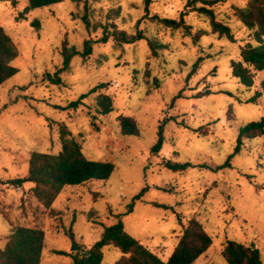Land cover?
Returning a JSON list of instances; mask_svg holds the SVG:
<instances>
[{
    "label": "rangeland",
    "instance_id": "rangeland-1",
    "mask_svg": "<svg viewBox=\"0 0 264 264\" xmlns=\"http://www.w3.org/2000/svg\"><path fill=\"white\" fill-rule=\"evenodd\" d=\"M210 1L205 7L230 27L234 41L214 33L209 18L187 0H152L147 11L144 0H63L23 18L26 0L15 6L0 0V26L18 50L11 61L17 72L0 85V180L26 176L32 152L57 154L62 127L87 159L114 164L105 181L64 186L50 207L34 196L33 183L1 185L0 249L12 227L39 228L40 264H69L71 257L55 252L75 253L74 243L87 251L121 216L128 234L167 260L195 218L212 244L193 264H227L221 252L229 239L256 247L264 263V135L243 138L234 151L240 128L264 116V93L255 97L264 71H253L246 87L230 67L242 46L256 44L235 15L250 0ZM202 5L196 1L195 7ZM181 14L189 34L159 22ZM115 30L141 31L162 46L154 55L145 38L118 43ZM85 40H92L90 55L73 57L62 82L51 83L46 75L61 67L63 43L82 50ZM101 83L78 108H67ZM99 93L113 101L106 115L97 113ZM120 115L135 119L138 135L121 133ZM167 160L189 166L172 170ZM120 257L117 247L106 246L101 264Z\"/></svg>",
    "mask_w": 264,
    "mask_h": 264
},
{
    "label": "trees",
    "instance_id": "trees-1",
    "mask_svg": "<svg viewBox=\"0 0 264 264\" xmlns=\"http://www.w3.org/2000/svg\"><path fill=\"white\" fill-rule=\"evenodd\" d=\"M15 6L18 0H10ZM196 1H202L203 5L195 7ZM27 5L20 14L28 13L31 9L41 8L63 0H26ZM152 0H144L145 11H147ZM210 0H187V6L192 5V9L208 17L210 26L214 33L234 41V35L228 25L216 20L214 11L205 7ZM264 0H250L244 8H236L235 15L238 19L252 31V37L256 44L248 42L241 47L240 59L232 60L230 63L233 76L239 79L246 87L253 84V71H264ZM88 26L87 16L82 17ZM165 27L177 30L183 28L185 33H190V26L184 23L183 14L179 20L171 18L159 19ZM32 25L39 28V21H32ZM114 38L118 43H132L144 39L141 31L128 35L124 31H114ZM146 39V38H145ZM150 45L152 53L157 54V49L162 45L155 40L146 39ZM106 41V36L101 38ZM92 51V40H85L82 50L74 46L63 43L61 49L62 65L52 75L47 74V79L53 84L62 82L60 73L70 68L73 57H87ZM18 55L17 47L12 38L0 26V85L13 76L17 69L11 65V61ZM104 84H98L87 93L80 95L76 100L67 105V108H78L83 104V99L90 94L97 92ZM261 92H256L255 97L264 93V79L260 83ZM253 100V99H252ZM97 113L106 115L113 111L112 98L106 94L99 93L96 96ZM93 119L96 115L92 116ZM119 126L123 135H138L139 128L134 118L126 115L118 117ZM264 135V116L257 121H252L240 128L238 133L235 152L239 149L243 138H253ZM61 150L57 154L42 152H32L29 158L28 173L24 177H17L6 181L0 180V186L10 184L22 186L26 182L33 183L32 192L45 207H50L60 191L67 185H80L91 180L105 181L112 171L114 164L108 161H94L87 159L81 149V145L70 132L62 127L60 129ZM160 150L159 146L152 147V153L156 154ZM228 157L226 165L229 163ZM165 167L178 170L185 169L188 163L176 164L167 160ZM142 188L128 204L125 214L133 211L135 201H137L146 191ZM73 240V233H69ZM212 244L211 236L203 229L202 224L195 218L190 219L185 225L182 234L175 245L173 251L167 258L162 260L159 256L141 244L124 229L121 216L117 221L104 228L102 237L95 242L85 252L69 253L66 251H56L61 255L71 257L69 264H101L103 260V248L113 245L121 251V257L114 264H193ZM44 248V232L39 228L15 226L11 228L7 235L6 243L0 249V264H40L42 250ZM227 264H264L259 250L252 245L226 240L221 252Z\"/></svg>",
    "mask_w": 264,
    "mask_h": 264
},
{
    "label": "water",
    "instance_id": "water-1",
    "mask_svg": "<svg viewBox=\"0 0 264 264\" xmlns=\"http://www.w3.org/2000/svg\"><path fill=\"white\" fill-rule=\"evenodd\" d=\"M70 250H71L72 252H73V251L78 252V251H79V246H78L76 243H74V244H73V247H71Z\"/></svg>",
    "mask_w": 264,
    "mask_h": 264
},
{
    "label": "crops",
    "instance_id": "crops-1",
    "mask_svg": "<svg viewBox=\"0 0 264 264\" xmlns=\"http://www.w3.org/2000/svg\"><path fill=\"white\" fill-rule=\"evenodd\" d=\"M75 253H73V255H74ZM68 256V255H67ZM70 257V256H69Z\"/></svg>",
    "mask_w": 264,
    "mask_h": 264
}]
</instances>
